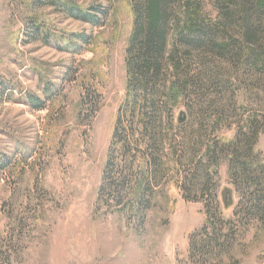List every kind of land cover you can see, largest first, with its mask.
I'll list each match as a JSON object with an SVG mask.
<instances>
[{
    "label": "rangeland",
    "instance_id": "obj_1",
    "mask_svg": "<svg viewBox=\"0 0 264 264\" xmlns=\"http://www.w3.org/2000/svg\"><path fill=\"white\" fill-rule=\"evenodd\" d=\"M69 1L100 10L99 25L36 0H0V264H264V219L244 211L227 160L209 163L205 155L210 139H233L244 111L264 115L261 58L250 70L242 53L244 71L234 72L230 49L195 50L192 102L173 111L174 125L180 112L187 121L172 133L167 126L174 141L151 149L158 178L148 200L119 212L97 197L140 0ZM201 5L216 20L213 1ZM34 22L49 44L32 31ZM73 34L84 39L67 46ZM84 89L98 102L82 108ZM255 153L264 157V133ZM206 207L215 228L202 238ZM219 231L229 233L227 242ZM193 235L198 248L189 254Z\"/></svg>",
    "mask_w": 264,
    "mask_h": 264
},
{
    "label": "trees",
    "instance_id": "obj_2",
    "mask_svg": "<svg viewBox=\"0 0 264 264\" xmlns=\"http://www.w3.org/2000/svg\"><path fill=\"white\" fill-rule=\"evenodd\" d=\"M211 1L217 10L214 21L202 13L201 0H172V3L140 0L138 6L134 4L132 31L126 47L124 97L112 128L98 203L106 197L109 206L126 212L142 206L150 197L158 178L151 149L174 141L173 137H167V126L172 133V127L187 121L185 113L180 112L174 125L173 111L183 102H192L189 92L194 87L191 79L195 77L188 62L197 63L196 51L201 47L206 46L211 53L219 55L230 49V57L235 58L230 61L234 72L244 71L243 65H239L242 53L246 54L245 61L250 60L247 56L252 59L250 70L257 64V58H261L257 77L264 84V0ZM36 4L54 11L60 9V14L72 20L99 25L100 10L82 9L69 0H36ZM42 27L37 22L31 25L32 31L49 44L52 37ZM83 39L73 34L66 44ZM96 101L94 92L84 89L80 106ZM244 112L233 139L218 142L210 139L205 155L209 163H217L219 158L227 160L230 178L242 190L244 211L264 219V157L255 153L258 138L264 133L259 118L264 119V115L253 107ZM139 159L144 160L145 169L137 165ZM133 189L134 201L131 200ZM209 211L206 207L204 224L196 232L202 238L208 236L207 230L215 228V217ZM221 234L223 243L227 242L229 233ZM196 248L198 243L193 235L189 254ZM203 251L204 246L201 254Z\"/></svg>",
    "mask_w": 264,
    "mask_h": 264
}]
</instances>
